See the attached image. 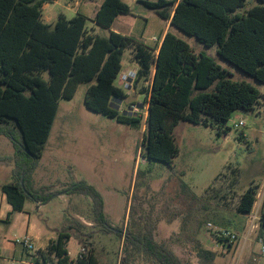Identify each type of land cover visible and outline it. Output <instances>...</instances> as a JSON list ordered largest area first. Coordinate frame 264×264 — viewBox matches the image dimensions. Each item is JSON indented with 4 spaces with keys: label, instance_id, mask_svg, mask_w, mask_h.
Segmentation results:
<instances>
[{
    "label": "trees",
    "instance_id": "16d2710c",
    "mask_svg": "<svg viewBox=\"0 0 264 264\" xmlns=\"http://www.w3.org/2000/svg\"><path fill=\"white\" fill-rule=\"evenodd\" d=\"M52 1L0 0V136L7 137L15 150L11 160L0 158V163L15 166L14 181L0 190L15 213L24 211L27 200L45 205L57 194L35 189L33 176L60 101L72 100L80 84H90L85 97L88 110L141 129L143 113L131 116L117 108L129 98L117 85L126 49L132 50L133 60L140 66L133 88L147 99L142 157L149 162L173 163L179 154L173 133L180 122L210 126L217 128L218 135L227 134L234 112L252 111L259 104L262 95L257 88L234 81L213 58L197 55L170 31L158 48L112 31L108 38L101 37L88 28V18L81 14L72 19L61 14L49 25L43 20V7ZM247 1L139 0L171 27L196 37L207 48L217 46L222 59L264 84V0L245 10ZM130 14L131 8L122 0H104L93 22L111 29L119 16ZM141 173L137 172V180ZM257 188L242 195L237 207L240 214L252 213ZM65 192L88 197L94 223L102 231H113L104 198L96 188L80 182ZM73 229L75 234L59 232L45 250L37 252L32 264H99L95 248L88 247L79 229ZM72 237L81 240L85 249L76 260L68 251ZM211 237L228 250L233 248V242L219 238L214 231ZM123 252L126 257L145 254L156 264H182L174 252L155 242L150 228L129 232Z\"/></svg>",
    "mask_w": 264,
    "mask_h": 264
},
{
    "label": "rangeland",
    "instance_id": "374dc122",
    "mask_svg": "<svg viewBox=\"0 0 264 264\" xmlns=\"http://www.w3.org/2000/svg\"><path fill=\"white\" fill-rule=\"evenodd\" d=\"M99 1L86 0L84 8L94 10ZM68 3L69 0H59L57 4H47L43 8L44 22L49 18L55 22L59 13L72 17L66 9ZM124 3L131 8V14L119 17L116 31H111L157 46L153 37H160L167 21L137 0ZM257 4V0H248L245 10ZM86 17L90 30L94 28L96 34L109 37V29L93 25ZM169 29L197 55L205 53L213 58L233 75L234 81H245L257 88L262 95L259 104L252 111L234 112L227 134L218 135L217 128L210 126L180 122L173 133L179 149L173 163L169 166L149 162L142 157L147 99L132 87L135 61L132 50L126 49L122 63L125 78L119 77L117 84L120 82L129 98L119 102L118 107L131 116L143 113L141 129L88 110L85 97L90 84H80L72 100H61L38 173L48 180L41 187H35L33 182L35 189L45 188L57 194L45 205L27 200L25 211L13 213L10 224L0 223L2 264L33 262L20 246L8 244L26 235L29 219L44 235L62 231L75 234L73 227L79 229L88 247L95 248L99 264H156L145 254L126 257L123 252L128 233L146 228L152 230L155 242L174 252L182 264H264V84L222 59L217 46L207 48L196 37L175 27ZM239 121H244L245 127L236 130L233 124ZM14 153L12 142L0 136V158L11 160ZM0 165V184L12 183L14 164ZM138 171L142 173L137 180ZM80 182L88 183L102 195L113 231H102L94 223L88 197L65 192ZM251 187H258L255 207L249 215L240 214V199ZM219 229L236 234L231 250L211 237V230ZM84 250L82 241L72 237L68 245L70 257L76 260Z\"/></svg>",
    "mask_w": 264,
    "mask_h": 264
},
{
    "label": "crops",
    "instance_id": "0c3cea01",
    "mask_svg": "<svg viewBox=\"0 0 264 264\" xmlns=\"http://www.w3.org/2000/svg\"><path fill=\"white\" fill-rule=\"evenodd\" d=\"M85 1L86 0H69V3L67 4L66 9H67V12L69 14H73V16L72 17H68V15H66L65 13H59L57 15L56 19H58L59 15H61V14L64 15V16H66L67 19H72L75 16L81 14V15H84V16H88L91 19V21H93L95 19V17H96L97 12L99 11L101 5L103 4L104 0H100L99 3H98V6L94 10H91V11H89V9L84 8ZM91 1H95V0H91ZM122 1L124 2V0H122ZM137 1H139V0H137ZM58 2H59V0H53L52 1V3H55V4H57ZM153 2H155V1H153ZM46 6H47V4H45L43 8H45ZM88 12H91L90 16L87 15ZM43 16H44V14H43ZM121 16H127V15H121ZM121 16H119V17H121ZM119 17L116 19L113 27L111 29H109L110 32H111L112 29L114 31H116L114 29V26H115L117 20L119 19ZM55 22L54 21H51V19L49 18L47 24L53 25ZM93 25H96V24L93 22ZM170 26H171L170 25V22L167 21L166 29L164 31H162L160 37L157 38V39L160 40V43L159 44H155V45H157L158 48L160 47V45L162 43V40H163V37L165 36V34L170 31V29H169ZM124 36H127V35H124ZM154 38H156V37H153V39ZM151 47H155V46L152 45ZM134 63H135V68L134 69L136 70V73H137L138 70L140 69V66L136 62H134ZM136 73H132L131 72V75H132L131 82L132 83H134V80H135L134 74H136ZM119 77L120 78L121 77L125 78V75H124V66H123V69H122V73H121V75ZM117 85L122 88V86L120 85V82H118ZM129 88H130V86L127 85V89H129ZM134 91H136V90L134 89ZM126 94L129 95L128 92ZM41 161H42V159H41ZM41 161H40L39 166H38V169H37V171L35 172V175H34V184H35V187L36 186L37 187H41L40 184H42L43 182L45 184V181L48 180V179L43 180V178H44L43 177L44 176L43 174L38 175V173H40ZM1 169H2V166L0 165V170ZM3 185H5V184H3ZM0 186H2V185L0 184ZM3 207H4V209H3ZM25 208H26V204H25ZM24 211H25V209H24ZM6 213H7V216L5 217ZM13 213H15V212L12 211V207L8 204V202L6 200V196L0 190V223H9L10 224ZM8 215H9V219H8ZM26 235H30L34 239V243H35V246H36V248H37L38 251L39 250H45L49 246L50 242L52 240H55L57 238V236H58V234H56V235H54V234L44 235V232L42 231V229L37 224L31 223L30 219H29V223H28ZM10 243L14 245V241L13 242H9L8 244L11 245ZM69 243H68V245H69ZM28 255L29 254H27V256ZM0 262H1V258H0Z\"/></svg>",
    "mask_w": 264,
    "mask_h": 264
},
{
    "label": "built area",
    "instance_id": "2783aa9c",
    "mask_svg": "<svg viewBox=\"0 0 264 264\" xmlns=\"http://www.w3.org/2000/svg\"><path fill=\"white\" fill-rule=\"evenodd\" d=\"M153 42L158 44L160 43V40L157 38H154ZM233 125L236 130H240L245 127L244 121L236 122ZM210 227L212 226L210 225ZM212 231H214L219 238L229 239L230 242H233L234 240L237 239L236 234H234L233 232L229 230L219 229V230H212ZM14 245L20 246L24 252L29 254V256H32V259L33 257L35 258V256L37 255L38 250L35 246L34 239L30 235H26L21 239L19 238L15 239Z\"/></svg>",
    "mask_w": 264,
    "mask_h": 264
},
{
    "label": "water",
    "instance_id": "95a60500",
    "mask_svg": "<svg viewBox=\"0 0 264 264\" xmlns=\"http://www.w3.org/2000/svg\"><path fill=\"white\" fill-rule=\"evenodd\" d=\"M119 109V107H117ZM22 185H23V182H22Z\"/></svg>",
    "mask_w": 264,
    "mask_h": 264
}]
</instances>
